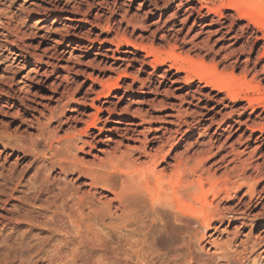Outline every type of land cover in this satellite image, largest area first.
I'll return each instance as SVG.
<instances>
[{
	"label": "rangeland",
	"instance_id": "obj_1",
	"mask_svg": "<svg viewBox=\"0 0 264 264\" xmlns=\"http://www.w3.org/2000/svg\"><path fill=\"white\" fill-rule=\"evenodd\" d=\"M227 2L0 0V264H264V40Z\"/></svg>",
	"mask_w": 264,
	"mask_h": 264
},
{
	"label": "bare ground",
	"instance_id": "obj_2",
	"mask_svg": "<svg viewBox=\"0 0 264 264\" xmlns=\"http://www.w3.org/2000/svg\"><path fill=\"white\" fill-rule=\"evenodd\" d=\"M220 1V0H219ZM238 1L239 0H228V2L227 3H224V6H225V8L227 7V8H232V9H234L235 10V12H236V14L238 15V17H240V18H243L244 20H246V22H247V26L248 25H253V27H254V30H253V32H251V33H254V32H260L261 33V38L264 40V23H262V22H259L258 21V19H257V14H256V12L254 11V9L253 8H255V7H251V5L253 4H251V3H249V1L248 2H246V4H244V6L242 5V8H239V6L237 7V4H238ZM253 1V0H252ZM252 1H250V2H252ZM218 2V1H217ZM261 2V1H260ZM242 3V2H241ZM251 4V5H250ZM220 5V4H219ZM257 7H258V5H257ZM256 7V8H257ZM246 8H249V11L248 10H246ZM255 8V9H256ZM259 8L261 9V10H264V3L263 2H261V4L259 5ZM257 10V9H256ZM261 12V11H260ZM236 15V16H237ZM247 26H245V27H247ZM252 27V28H253ZM250 35H252V34H250ZM254 37H255V35H254ZM251 38H252V36H251ZM256 38V37H255ZM258 38V37H257ZM254 39V38H253ZM264 46V45H263ZM174 64H175V61H174ZM172 65H173V62H172ZM182 67V66H181ZM178 68V67H177ZM179 68H180V66H179ZM184 68H188V67H184ZM190 68V67H189ZM187 69V71H188V73H189V71H191V70H193V69ZM180 69H183V68H180ZM197 71V74H195V72ZM195 72L194 71H192L195 75H196V77L198 78L199 77V79L202 81H204L206 84H208V85H210V86H212V87H214V88H224V86H222V85H224L223 84V79H221V78H217V79H213V78H215V76H217L216 74H215V76H213L212 74H209L210 76L208 77V74L207 75H205L207 72H205L204 70H200V71H202V72H200L199 71V69H197ZM199 71V72H198ZM211 75L213 76V78H210L211 77ZM219 79V80H218ZM218 80V81H217ZM219 81H222L221 83H219ZM247 99V98H246ZM69 140V139H68ZM132 163V162H131ZM136 163V162H135ZM146 163V162H145ZM148 163V162H147ZM147 163L145 164L146 166H147ZM149 165V164H148ZM134 166V165H133ZM145 166V167H146ZM155 166V165H154ZM177 166V165H176ZM128 167V166H127ZM140 167V168H134V167H131V170H128V171H125V175H126V177H124V179L126 178V180L128 179L129 181H130V184L132 185L131 187L133 188V189H136V191L137 190H139L140 192L141 191H143L144 193H145V195L147 196V198L149 199V201L153 204V205H155V204H161V206L162 205H164V204H162V203H168V204H172V203H174V199H175V186L172 184V183H166V185L170 188V195H167V196H164V192H160V191H158L159 189H162V188H164V184H163V178H162V175H161V173H158L156 170H155V168L154 167H151V166H148V167ZM130 168V167H129ZM180 169V168H179ZM175 175H177V174H175ZM194 180V179H193ZM126 183H128V181H125ZM195 182V181H194ZM192 183V182H191ZM197 184V183H196ZM201 184V183H200ZM197 186H198V184H197ZM183 187H184V185H183ZM129 187H127V189H128ZM187 188V187H186ZM185 188V189H186ZM190 188H191V185H190ZM189 188V189H190ZM165 190H166V188H164ZM211 189V188H210ZM214 189V188H213ZM169 190V189H168ZM135 191V190H134ZM167 191V190H166ZM221 191V190H220ZM212 192H213V190H212ZM137 193H138V191H137ZM163 195H162V194ZM166 194H167V192H166ZM165 194V195H166ZM196 194V193H195ZM215 193H213V195H214ZM216 195H217V193H216ZM140 196V195H139ZM146 196H144V197H146ZM182 198V197H181ZM198 202H200V201H198ZM142 205V204H141ZM156 206H158V205H156ZM160 206V205H159ZM208 206H210V204H208V202L206 201V198H204L203 199V202H201L200 203V212H202L204 209H206ZM164 207H166V205H164ZM168 207V206H167ZM160 208V207H159ZM208 210V209H207ZM155 214V213H154ZM210 214V213H209ZM159 216V215H158ZM177 216V215H176ZM209 216V215H208ZM206 217H207V215H206ZM206 217H204V219L202 220V221H200L201 222V226L203 227V228H207V227H209L210 225H211V223H210V220L211 219H207ZM156 218V217H155ZM237 259V258H236ZM236 259H228L227 260V262H226V264H237V260ZM240 260V259H239ZM239 260H238V263H239ZM239 264H241V263H239Z\"/></svg>",
	"mask_w": 264,
	"mask_h": 264
}]
</instances>
